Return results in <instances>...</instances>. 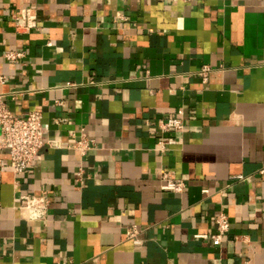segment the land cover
I'll use <instances>...</instances> for the list:
<instances>
[{"label": "crops", "instance_id": "1", "mask_svg": "<svg viewBox=\"0 0 264 264\" xmlns=\"http://www.w3.org/2000/svg\"><path fill=\"white\" fill-rule=\"evenodd\" d=\"M0 77L44 130L25 172L0 148V264H264V0H0ZM170 117L183 131L159 130ZM24 194L47 196L44 219L21 216ZM219 209L216 246L199 235Z\"/></svg>", "mask_w": 264, "mask_h": 264}, {"label": "built area", "instance_id": "2", "mask_svg": "<svg viewBox=\"0 0 264 264\" xmlns=\"http://www.w3.org/2000/svg\"><path fill=\"white\" fill-rule=\"evenodd\" d=\"M122 18V16H118ZM12 21L17 31L28 33L37 29V17L30 8L21 9L19 14L12 15ZM25 56L24 51L9 50L2 53L8 61L20 62ZM207 69H202L200 73L205 75ZM2 81V77H0ZM181 113V112H180ZM183 119L179 117H170L166 120H158L157 125L161 132L174 130V132L183 131ZM44 130L41 123V112L37 110L29 111L25 116L15 114L0 99V148L7 151L9 164L14 173H22L29 169L33 159L39 153L43 145ZM93 141L86 135L85 130L79 128V139L74 143L73 148L83 154L92 147ZM158 144L163 145L160 138ZM260 173L264 169L259 170ZM161 189L181 193L185 188L184 181L173 179L167 173H160ZM19 210L22 217L30 220H42L45 218L49 200L45 194L32 195L24 194L19 197ZM215 231L211 234L199 235V237L208 239L213 245H220L225 234L229 230L228 217L222 209H219L213 219ZM127 237L135 243L139 242L136 238L135 226L129 227Z\"/></svg>", "mask_w": 264, "mask_h": 264}]
</instances>
